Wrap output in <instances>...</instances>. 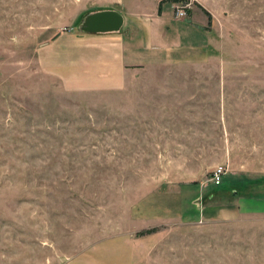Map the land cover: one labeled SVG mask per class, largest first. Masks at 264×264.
Listing matches in <instances>:
<instances>
[{
	"label": "rangeland",
	"instance_id": "rangeland-1",
	"mask_svg": "<svg viewBox=\"0 0 264 264\" xmlns=\"http://www.w3.org/2000/svg\"><path fill=\"white\" fill-rule=\"evenodd\" d=\"M162 6L164 20L204 11L206 44L136 66L119 90L72 84L66 52L99 39H56L84 34L89 12L141 22ZM194 186L210 190L200 210L239 215L143 212ZM0 264H264V0H0Z\"/></svg>",
	"mask_w": 264,
	"mask_h": 264
},
{
	"label": "crops",
	"instance_id": "crops-1",
	"mask_svg": "<svg viewBox=\"0 0 264 264\" xmlns=\"http://www.w3.org/2000/svg\"><path fill=\"white\" fill-rule=\"evenodd\" d=\"M160 8L156 15L141 20V22L134 17H129V21L126 18L124 22L127 25L126 32L104 35L68 34L56 39V41L99 39L98 42L90 44L86 42L78 43L68 51L65 50L68 54L66 57L69 59H66L64 67L67 71L76 73L74 79L71 80L72 84L82 88V90H119L126 84V78L136 66L148 65L153 60H155L153 63H162L168 61L169 56L171 58L176 56L179 51H182L181 48L203 47L206 44L208 40L206 30H210V27L208 26L209 17L204 11L198 8L193 10L189 20L186 21L176 20L173 15L169 20L168 18L164 20L165 8L163 6ZM208 13L213 17L209 11ZM186 22L188 23L184 24ZM179 32H187L186 36L200 37L201 39L200 41L191 42L188 37L184 39L181 35L179 36ZM133 35H142V50H136L137 45H125L124 40L121 38V36ZM113 37H119V39ZM134 37L135 40L138 39V36ZM155 43L159 48V52L151 50ZM203 188L205 186H194L174 193L155 195L152 198L155 201V208L149 207V204L146 206L147 203L145 202L144 205L142 204L143 212L145 210L146 217L151 220L178 218L184 221H224L232 220L239 215L240 210H236L228 204L222 205L223 207L211 206L210 204L209 207L200 210L202 196L210 191L206 190L205 193ZM213 198L214 194L210 193L208 199ZM148 200H151V198ZM252 200L248 201L250 203L257 201ZM245 201L247 200L241 199L239 204Z\"/></svg>",
	"mask_w": 264,
	"mask_h": 264
},
{
	"label": "water",
	"instance_id": "water-1",
	"mask_svg": "<svg viewBox=\"0 0 264 264\" xmlns=\"http://www.w3.org/2000/svg\"><path fill=\"white\" fill-rule=\"evenodd\" d=\"M125 18L120 11L104 10L89 12L79 23L80 32L86 35L121 33Z\"/></svg>",
	"mask_w": 264,
	"mask_h": 264
},
{
	"label": "built area",
	"instance_id": "built-area-1",
	"mask_svg": "<svg viewBox=\"0 0 264 264\" xmlns=\"http://www.w3.org/2000/svg\"><path fill=\"white\" fill-rule=\"evenodd\" d=\"M175 8V16L177 18H184L187 16L189 10L192 8V3L191 1H188L184 4H177L176 6H174ZM225 170L224 168H219L218 170H216L213 174V182L216 185H220L222 183V179H223V174H224Z\"/></svg>",
	"mask_w": 264,
	"mask_h": 264
},
{
	"label": "trees",
	"instance_id": "trees-1",
	"mask_svg": "<svg viewBox=\"0 0 264 264\" xmlns=\"http://www.w3.org/2000/svg\"><path fill=\"white\" fill-rule=\"evenodd\" d=\"M160 6H161V5H160ZM159 8H160V7H159ZM160 9H161V8H160ZM234 194L237 195V191H235ZM252 197H254V196H252ZM252 197H251L250 199H252ZM153 230H155V229H153ZM153 230H152L151 232H153ZM151 232H149V233H151Z\"/></svg>",
	"mask_w": 264,
	"mask_h": 264
}]
</instances>
